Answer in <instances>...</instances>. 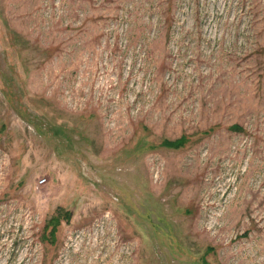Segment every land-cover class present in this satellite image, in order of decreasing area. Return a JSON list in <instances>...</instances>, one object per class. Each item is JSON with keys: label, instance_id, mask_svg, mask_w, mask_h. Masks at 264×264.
<instances>
[{"label": "rangeland", "instance_id": "obj_1", "mask_svg": "<svg viewBox=\"0 0 264 264\" xmlns=\"http://www.w3.org/2000/svg\"><path fill=\"white\" fill-rule=\"evenodd\" d=\"M83 263L264 264V0H0V264Z\"/></svg>", "mask_w": 264, "mask_h": 264}, {"label": "bare ground", "instance_id": "obj_2", "mask_svg": "<svg viewBox=\"0 0 264 264\" xmlns=\"http://www.w3.org/2000/svg\"><path fill=\"white\" fill-rule=\"evenodd\" d=\"M115 237V236H114ZM76 251V250H75ZM97 253V252H96ZM86 255V254H85ZM96 259V258H95ZM108 259V258H107ZM95 262H97V261H95ZM84 264V263H83ZM94 264V263H93ZM97 264V263H96Z\"/></svg>", "mask_w": 264, "mask_h": 264}, {"label": "built area", "instance_id": "obj_3", "mask_svg": "<svg viewBox=\"0 0 264 264\" xmlns=\"http://www.w3.org/2000/svg\"><path fill=\"white\" fill-rule=\"evenodd\" d=\"M45 181V179H42V181L41 182H44Z\"/></svg>", "mask_w": 264, "mask_h": 264}]
</instances>
